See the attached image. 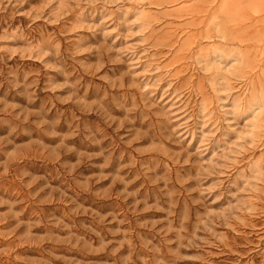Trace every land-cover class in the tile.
I'll return each instance as SVG.
<instances>
[{"label":"rangeland","instance_id":"rangeland-1","mask_svg":"<svg viewBox=\"0 0 264 264\" xmlns=\"http://www.w3.org/2000/svg\"><path fill=\"white\" fill-rule=\"evenodd\" d=\"M0 264H264V0H0Z\"/></svg>","mask_w":264,"mask_h":264},{"label":"bare ground","instance_id":"bare-ground-1","mask_svg":"<svg viewBox=\"0 0 264 264\" xmlns=\"http://www.w3.org/2000/svg\"><path fill=\"white\" fill-rule=\"evenodd\" d=\"M223 3H224V2H223ZM252 6H253V5H252ZM237 8H238V7H237ZM177 10H178V9H177ZM239 10H240V8H239ZM236 11H237V10H236ZM140 12H141V11H140ZM231 13H232V12H231ZM234 13H235V12H234ZM137 15H139V14H137ZM234 15H235V14H234ZM237 15H238V14H237ZM238 16H239V15H238ZM238 16H237V17H238ZM233 20H234V19H233ZM221 37H224V36L222 35ZM206 64H207V63H206ZM206 66H207V65H206ZM224 73H225V72H224ZM221 78H222V77H221ZM229 78H230V77H229ZM220 80H221V79H220ZM211 81H212V80H211ZM215 84H216V83H215ZM228 84H229V83H228ZM216 86H217V84H216ZM216 86H215V87H216ZM244 86H245V85H244ZM232 88H233V87H232ZM232 88H231V89H232ZM214 90H215V89H214ZM211 91H212V90H211ZM252 94H253V93H252ZM242 98H243V97H242ZM260 98H261V97H260ZM217 101H218V100H217ZM242 103H243V102H242ZM226 104H227V103H226ZM253 104H254V103H253ZM207 114H208V113H207ZM208 115H209V114H208ZM262 127H263V126H262Z\"/></svg>","mask_w":264,"mask_h":264}]
</instances>
